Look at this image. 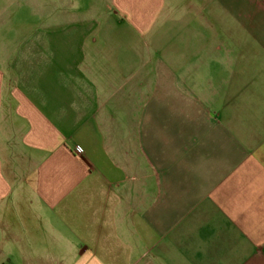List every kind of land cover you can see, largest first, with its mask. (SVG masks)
<instances>
[{
	"label": "crops",
	"instance_id": "obj_1",
	"mask_svg": "<svg viewBox=\"0 0 264 264\" xmlns=\"http://www.w3.org/2000/svg\"><path fill=\"white\" fill-rule=\"evenodd\" d=\"M217 3L0 0V264H264V0Z\"/></svg>",
	"mask_w": 264,
	"mask_h": 264
},
{
	"label": "rangeland",
	"instance_id": "obj_2",
	"mask_svg": "<svg viewBox=\"0 0 264 264\" xmlns=\"http://www.w3.org/2000/svg\"><path fill=\"white\" fill-rule=\"evenodd\" d=\"M176 1H178V0H168V4L169 5H174V4H176ZM218 2V0H206V4L208 5V7H212V6H217V3ZM210 17L211 18H213V15L211 14L210 15Z\"/></svg>",
	"mask_w": 264,
	"mask_h": 264
},
{
	"label": "built area",
	"instance_id": "obj_3",
	"mask_svg": "<svg viewBox=\"0 0 264 264\" xmlns=\"http://www.w3.org/2000/svg\"><path fill=\"white\" fill-rule=\"evenodd\" d=\"M77 152H81V149L77 148Z\"/></svg>",
	"mask_w": 264,
	"mask_h": 264
}]
</instances>
